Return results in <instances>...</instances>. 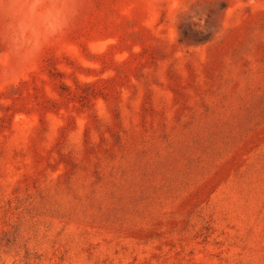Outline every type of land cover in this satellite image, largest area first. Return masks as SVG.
Segmentation results:
<instances>
[{
	"label": "rangeland",
	"instance_id": "obj_1",
	"mask_svg": "<svg viewBox=\"0 0 264 264\" xmlns=\"http://www.w3.org/2000/svg\"><path fill=\"white\" fill-rule=\"evenodd\" d=\"M40 17L0 21V264H264V0Z\"/></svg>",
	"mask_w": 264,
	"mask_h": 264
},
{
	"label": "clouds",
	"instance_id": "obj_2",
	"mask_svg": "<svg viewBox=\"0 0 264 264\" xmlns=\"http://www.w3.org/2000/svg\"><path fill=\"white\" fill-rule=\"evenodd\" d=\"M74 6L75 0H0V21L10 34H18L22 24L40 23V13L47 10L60 31L67 26Z\"/></svg>",
	"mask_w": 264,
	"mask_h": 264
}]
</instances>
